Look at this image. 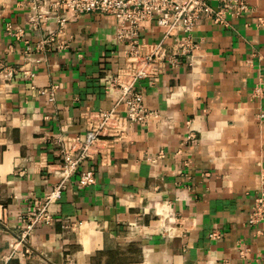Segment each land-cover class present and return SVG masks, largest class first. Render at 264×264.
<instances>
[{
	"label": "crops",
	"instance_id": "0c3cea01",
	"mask_svg": "<svg viewBox=\"0 0 264 264\" xmlns=\"http://www.w3.org/2000/svg\"><path fill=\"white\" fill-rule=\"evenodd\" d=\"M29 1L0 0V264H264V222L247 220L264 190V95L252 94L257 86L264 94V0H244L249 13L228 26L202 18L191 34L192 66L138 81L147 123L129 125L84 165L95 184L80 189L73 178L48 205L51 223L13 250L22 218L57 181L50 142L83 136V115L113 106L105 79L127 50L114 16L32 31ZM140 26V42L176 44L154 21ZM51 32L54 42L36 51ZM53 86L54 102L38 95Z\"/></svg>",
	"mask_w": 264,
	"mask_h": 264
},
{
	"label": "built area",
	"instance_id": "2783aa9c",
	"mask_svg": "<svg viewBox=\"0 0 264 264\" xmlns=\"http://www.w3.org/2000/svg\"><path fill=\"white\" fill-rule=\"evenodd\" d=\"M27 11L26 25L36 32L46 29L51 20L58 28L57 33H60L68 22L81 15L99 13L114 16L118 26L116 37L127 44V50L124 66L105 79V90L115 93L113 106L108 110L86 112L83 115V136L62 134L50 142L57 153V162L49 171L57 181L22 218L24 230L19 238L21 244H25L34 228L51 223L48 205L61 198L63 189L73 178H76L80 189L95 184L94 171L84 168V165L105 156L113 144L125 136L129 125L144 126L147 123L151 112L145 108L143 97L135 88L136 83L157 77L167 69H176L185 61L192 66L197 45L192 42L191 34L202 18L211 20L217 26H228L229 20L247 15L250 10L244 0H219L217 8L209 6L204 0H30ZM148 21H154L164 30L163 39L171 37L176 44L168 46L163 40L156 44L140 42V25ZM255 23L263 25L259 19ZM6 29L12 36H22V31L13 32L10 26ZM179 35L184 36L182 43H177ZM54 37L55 33H49L36 45V51L42 52L49 47ZM25 47L26 55H29L32 48L28 44ZM56 89L53 86L37 93L54 102ZM252 94L262 96L263 89L257 86ZM191 139L190 134L187 140ZM253 202L247 220L249 226L256 227L264 222V190L254 196ZM218 237L217 231L209 234V238Z\"/></svg>",
	"mask_w": 264,
	"mask_h": 264
},
{
	"label": "rangeland",
	"instance_id": "374dc122",
	"mask_svg": "<svg viewBox=\"0 0 264 264\" xmlns=\"http://www.w3.org/2000/svg\"><path fill=\"white\" fill-rule=\"evenodd\" d=\"M19 238H20V233L18 234V236H17V238H16V245H18V247L17 246H14L13 247V250H17L18 248H20L21 246H23V244H21L20 242H19Z\"/></svg>",
	"mask_w": 264,
	"mask_h": 264
}]
</instances>
